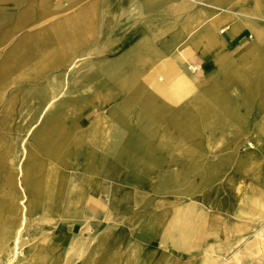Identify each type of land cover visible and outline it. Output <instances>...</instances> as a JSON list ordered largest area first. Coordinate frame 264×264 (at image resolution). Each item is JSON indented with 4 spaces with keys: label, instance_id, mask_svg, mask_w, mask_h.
Wrapping results in <instances>:
<instances>
[{
    "label": "rangeland",
    "instance_id": "374dc122",
    "mask_svg": "<svg viewBox=\"0 0 264 264\" xmlns=\"http://www.w3.org/2000/svg\"><path fill=\"white\" fill-rule=\"evenodd\" d=\"M35 2L28 0L29 7L34 9ZM73 2L58 0L54 8H65ZM31 8L0 1V139L4 142L3 145L0 141V155L8 156L9 160L18 156L20 163L27 160L23 153L32 144L30 134L24 135L20 128L29 103L44 87L52 98L48 112L43 111L42 119L33 125L31 131H35L41 123L55 117L64 106L63 99L85 93L84 85L89 80L86 72L97 62L88 55L90 47L56 48L50 52L51 58L24 48L18 50L15 59L18 65L11 68L6 63L10 52L34 32L31 25L16 27L12 32V24L19 14ZM135 49H127L109 60L123 59L128 53V61L133 62L132 67L142 76L154 79L160 76L162 70L156 65L146 63L139 55L132 56ZM106 60L109 61L103 59ZM41 61L44 66L39 64ZM177 68L186 71L182 64ZM188 70L194 72L190 67ZM28 71L35 73L32 82L24 78ZM200 91L202 88H197L189 94L182 105H190ZM121 98L118 96L113 106ZM241 105L234 110L240 120L232 124L228 146L190 145V152L175 153L174 160L162 161L149 180L142 174L133 180L132 172L124 171L128 202L118 203L110 222L102 212L107 206L110 181L102 177L98 184L90 185V180L96 178L94 173L85 168L81 155L70 152L65 157V190L78 194L87 189L84 203L78 210L62 204L56 214H50L35 208L32 201L26 204L19 201L22 231L18 239L0 252V264H26L29 258L39 255L44 256L39 264H87L86 256L91 264H97L106 255L104 250L92 254L88 248L95 245L105 228L117 238L107 249L113 253L110 264H139L140 259L149 255H154L158 264H264V112H248ZM99 110L85 111L79 118L80 125L86 126ZM141 114L136 108L124 116L129 131H144L138 158L155 142L153 129L140 120ZM168 124V120L160 121L156 128L162 130ZM120 127V121L111 120V128ZM252 136L262 142L263 150L257 154V168L242 173L236 162L239 153L253 142ZM109 143L110 138L95 148L106 151ZM92 146L89 138L81 140L79 153ZM29 163L31 160L25 164ZM9 171L7 167L0 169V190ZM14 174L15 183L11 187L21 192L19 171ZM76 213L81 216L74 217ZM78 245L79 250L82 245L83 253L78 252Z\"/></svg>",
    "mask_w": 264,
    "mask_h": 264
},
{
    "label": "bare ground",
    "instance_id": "6f19581e",
    "mask_svg": "<svg viewBox=\"0 0 264 264\" xmlns=\"http://www.w3.org/2000/svg\"><path fill=\"white\" fill-rule=\"evenodd\" d=\"M79 1L75 0L65 8L57 7L55 9L54 7L57 5L50 0H39L37 6L40 9L46 8L48 11H52L54 8L57 10L55 11L56 15L61 18L56 17L55 21H48L44 17L47 13L38 10L17 20V24H31L37 21L41 25L40 33L32 31V34H35L28 36L25 42L19 43L10 52L6 63H9L11 68H15L18 65L15 62L18 50L21 51L24 48L32 53L48 55L47 57L51 58L53 56L49 55L50 52L56 49L52 43L68 36L65 27L75 30L90 26L92 20L85 16L82 19L65 17V13L76 10L79 13L89 14L92 8L91 4L93 5L92 0L88 6L80 2L84 7L78 6L80 5ZM224 1L227 4L233 2V0ZM13 2L20 5L25 4L26 0H13ZM83 3L87 4L88 2L84 0ZM100 5H102L101 11L105 12L112 6V0H104ZM259 7L264 9V2H261ZM196 12H198L196 15L199 14L201 17V10ZM104 16L105 14H102V17ZM46 24H51L52 27L42 29V25ZM228 28L232 30L233 27L229 26ZM200 30L201 34L204 30L203 26ZM108 39L107 32L103 33V29H101L96 47L88 51L90 59H95L97 62L86 72L89 80L84 85L86 88L84 94L81 93L72 99H63L64 106L56 112L55 117L41 123L35 131H31L33 125L39 118L42 119L43 111L48 112L47 107L52 99L47 88L44 87L40 90L24 110L20 128L24 135L30 134L29 138L32 144L30 149L27 148L23 154L24 159L31 160V163L25 164L27 160L20 163L21 159L18 156L9 160L8 156L0 155V169L1 167L10 169L6 183L3 182V187L0 190V252L2 250L4 252L14 239L20 237L22 231L20 225L22 224H20L19 201L25 204L32 201L35 208L43 209L50 214H56L62 204L69 206V209L71 207L78 210L84 203L87 189L83 188L78 194H71L70 191L66 192L65 190V157L72 151L75 155H81L85 168L94 173L96 178L93 181L90 180V185L98 184L102 177L110 181L108 182L110 184L109 194L106 193L107 206L102 211L105 220L110 222V217L118 203L128 202L124 171L130 170L134 175L133 180H136L138 174H142L149 180L162 161L166 158L174 160L172 156L175 153L190 152V145L194 147H204L209 144L228 146L231 143L229 138L232 137L230 132L232 124L238 123L240 118L234 110L224 108L221 111L226 99L217 96L207 97L204 96L203 91H200L194 96L190 105H182L189 94H193L197 88L203 87L201 80L196 79L193 74L188 75L179 71L172 61L166 65L163 73L156 79L151 76V78L142 76L132 67L133 62L128 61V53L124 55L123 59L109 60L114 55L110 53L116 50L108 48ZM133 55H139L144 59L148 57L153 62L160 54L158 50L142 45L133 51ZM175 56L177 60L183 61L180 51L176 50ZM105 58L109 61H103ZM132 60L134 61L135 58ZM39 64L44 66L45 63L41 61ZM39 64H37L38 67ZM190 68L197 69L198 67L191 65ZM165 73L174 74V76L170 77ZM34 75L35 73L28 71L24 78L32 82ZM91 81L92 83H90ZM118 96L122 98L119 99L116 106H113ZM92 108H100L98 115L86 126H81L80 116ZM136 108L142 112L140 120L149 129H153L152 134L155 137V142L148 146L145 149V155L139 158L137 151L139 152L141 147L144 131L132 133L128 130L124 120V116ZM112 119L120 121V129L111 128ZM165 120L169 121L167 127L158 130L157 123ZM87 138L90 139L93 146L85 149V152L79 153L81 140ZM109 138L110 143L107 150L97 151L95 146L101 147ZM251 138L254 143H248L247 148L239 153L236 162L237 170L242 173L257 168V154L263 150L262 142L255 136ZM2 140L0 139L4 145ZM237 150L238 146L235 147V151ZM134 156L136 159H133ZM15 171H19L20 174L21 192L11 187L15 183ZM73 216L81 215L76 213ZM102 231L98 235L95 245L88 248V253L93 254L96 251L104 250L106 255L97 264H110L113 253L107 249L112 242L117 241V238L109 228ZM57 241H60L57 239L55 241L60 247ZM73 243L71 241V244ZM79 247L80 245L77 247L78 252L83 253L82 245L81 250ZM153 256H144L138 262L139 264H158L159 261L157 262ZM88 258L86 256L85 261L87 264H91ZM43 259L44 256L39 255L35 259L30 260L29 258V262L26 264H39V261Z\"/></svg>",
    "mask_w": 264,
    "mask_h": 264
},
{
    "label": "crops",
    "instance_id": "0c3cea01",
    "mask_svg": "<svg viewBox=\"0 0 264 264\" xmlns=\"http://www.w3.org/2000/svg\"><path fill=\"white\" fill-rule=\"evenodd\" d=\"M0 1L14 4L13 0ZM30 1H36L34 9L26 0L20 5L33 10L19 14L17 20L38 10L47 13L44 17L48 21L58 17L57 10L40 9L39 0ZM50 1L55 5L58 2ZM83 1L79 3L87 6L91 3V0L87 4ZM103 1L92 0L89 14L77 10L65 13L70 19L85 16L92 20L91 24L75 30L65 27L68 36L52 43L53 46L93 50L103 29L109 36L108 48L116 50L110 53L113 57L146 45L160 54L153 62L146 57V63L156 65L162 73L171 61L176 67L184 65L185 74H193L203 82L204 96L226 99L221 111L237 110L242 104L245 111L264 112V9L259 7L264 0H233L230 4L224 0H112V6L102 12ZM81 3L78 6L84 7ZM198 10L201 17L196 15ZM24 25H31L30 30L40 33L41 25L37 21L31 24L14 21L12 32ZM201 26L204 30L200 34ZM51 27V24L42 25V29ZM176 50L183 61L177 60ZM191 65L198 67L196 73L188 70Z\"/></svg>",
    "mask_w": 264,
    "mask_h": 264
},
{
    "label": "built area",
    "instance_id": "2783aa9c",
    "mask_svg": "<svg viewBox=\"0 0 264 264\" xmlns=\"http://www.w3.org/2000/svg\"><path fill=\"white\" fill-rule=\"evenodd\" d=\"M191 70H192V71H195L196 69H194V68H191Z\"/></svg>",
    "mask_w": 264,
    "mask_h": 264
}]
</instances>
